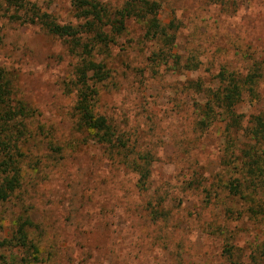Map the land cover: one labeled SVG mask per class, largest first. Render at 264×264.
Here are the masks:
<instances>
[{"label": "rangeland", "instance_id": "1", "mask_svg": "<svg viewBox=\"0 0 264 264\" xmlns=\"http://www.w3.org/2000/svg\"><path fill=\"white\" fill-rule=\"evenodd\" d=\"M27 1L60 26L76 28L80 24L72 0ZM125 1L99 0L110 11L121 8ZM156 2L161 25L172 28L168 34L175 38L173 54L193 55L203 65L195 72L178 71L170 60L157 70L149 58L158 46L145 37L142 23L135 19L126 22L127 29L110 46L111 66L118 73L99 86V111L136 134L138 151L154 153L149 191L137 199L129 190L136 177L112 179L102 146L88 140L81 149L86 136L73 128L71 120L75 103L72 64L76 58L64 40L38 24L12 26L0 13V68L12 81L14 98L35 106L41 115L34 121L45 125L49 138L74 150L73 160L61 159L40 138L27 148L30 158L24 162L22 194L24 206L34 208L29 214L42 235L44 253L38 264H250L252 250L264 243V225L252 223L247 216L237 219L243 206L234 202H228L235 211L234 219L225 223L222 210L216 213V224L225 226L224 234L233 244V260L223 256V238L207 234L195 223L179 221L199 205L198 192L187 185L198 180L209 187L226 173L221 160L225 123L218 121L207 130H195L200 118L193 110L206 102L202 91L213 86L221 63L241 74L253 62L264 64V0ZM257 92L258 102L251 104L244 96L237 110L244 125L264 112V81ZM36 156L42 158L37 173L28 168ZM94 157L99 164L79 212L81 230L67 228L64 219L71 196L66 184L75 181L79 165L87 166ZM157 193L167 195L169 206L179 211L168 230L163 228L172 243L169 248L163 243V232L144 226L133 211L137 201ZM20 214L18 205L0 203L1 237H8V227ZM153 237L158 242L152 241ZM176 243L181 249L173 248ZM0 255L8 257L10 252L0 251Z\"/></svg>", "mask_w": 264, "mask_h": 264}, {"label": "trees", "instance_id": "2", "mask_svg": "<svg viewBox=\"0 0 264 264\" xmlns=\"http://www.w3.org/2000/svg\"><path fill=\"white\" fill-rule=\"evenodd\" d=\"M72 8L80 22L76 28L58 25L27 0H0V13L12 26L38 24L50 35L64 40L69 53L76 58V63L72 64L71 83L75 90V103L71 109V120L73 128L86 136L81 140V149L83 142L87 143L88 140L102 146L103 159L111 167V178L133 175L136 180L130 189H126L134 198H144L150 188L154 153L150 150L138 151L136 134L123 129L121 123L107 117L105 112L101 113L98 107L99 86L113 73V76L118 73V69L111 66L113 58L110 46L127 29L126 22L135 19L142 23L145 37L154 40L158 46L149 58L150 64L157 70L162 65H168L170 60H173L174 70L186 72L198 71L203 63L193 55L182 57L173 54L175 38L168 34V29L172 28L161 25L156 0H126L121 8L114 11L100 4L99 0H72ZM120 74L123 77L126 75L125 72ZM214 80L213 86L202 91L206 95V102L193 110V115L200 118L194 129L202 131L218 121L225 123L221 160L226 173L223 177H217L209 187L198 180L191 181L187 187L198 192L199 205L195 211L187 212L184 220H177L195 223L207 234L223 238V256L233 260L234 248L224 234L225 226L216 224L217 210H222L227 223L235 217V211L228 206L229 201L234 202L243 206V214H237V219L247 216L252 223L264 225V112L253 115L246 125L237 114L244 96L251 104L259 101L257 89L264 81V64L253 62L246 73L241 74L240 71L230 70L224 62ZM190 87L188 85L187 89ZM13 93L11 79L0 68V203L18 205L21 211L8 227V237H1L3 226L0 224V251L10 252L8 257L0 255V264H38L44 253L40 246L42 235H38L40 228L29 214L34 208L24 206L22 194L26 169L24 162L30 158L27 148L32 141L40 138L39 141L44 142L61 159L67 157L73 160L74 150L69 145L59 146L50 139L51 134L45 125L34 121L36 116L41 115L38 109L14 98ZM241 137L244 141L239 143ZM45 156L48 158V154ZM33 163L28 168L37 173L42 158L36 156ZM98 164L94 157L87 166L79 165L75 181L66 184L71 196L69 214L64 219L67 228L81 230L79 212L85 199H88V184ZM169 205L167 195L157 193L143 202L137 201L133 209L144 226H152L163 232L165 248L172 243L164 229L168 230L179 212ZM155 239L153 237L152 241ZM173 245V248L181 249L180 243ZM252 255L250 264L264 263V243L252 250Z\"/></svg>", "mask_w": 264, "mask_h": 264}]
</instances>
